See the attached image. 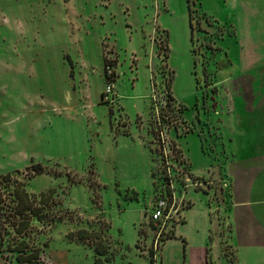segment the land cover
<instances>
[{
    "label": "rangeland",
    "instance_id": "obj_1",
    "mask_svg": "<svg viewBox=\"0 0 264 264\" xmlns=\"http://www.w3.org/2000/svg\"><path fill=\"white\" fill-rule=\"evenodd\" d=\"M232 84L253 104L264 93V0H0L2 183L54 189L24 234L37 264H93L96 242L104 264H197L196 250L231 264L225 240L210 248L219 227L201 240L206 203L220 221L227 193L218 117ZM172 199L155 240L151 212ZM78 227L91 236H66Z\"/></svg>",
    "mask_w": 264,
    "mask_h": 264
},
{
    "label": "crops",
    "instance_id": "obj_2",
    "mask_svg": "<svg viewBox=\"0 0 264 264\" xmlns=\"http://www.w3.org/2000/svg\"><path fill=\"white\" fill-rule=\"evenodd\" d=\"M230 89L223 94L218 117L220 173L227 182V194L218 208L220 221L207 209L213 204L206 203L210 227L201 242L219 227L223 238L215 239L210 248L219 254V242L225 240L233 264H264V93H258L253 104V90L247 84H232ZM184 221L183 216L180 223ZM191 258L201 264L203 250L194 251Z\"/></svg>",
    "mask_w": 264,
    "mask_h": 264
},
{
    "label": "trees",
    "instance_id": "obj_3",
    "mask_svg": "<svg viewBox=\"0 0 264 264\" xmlns=\"http://www.w3.org/2000/svg\"><path fill=\"white\" fill-rule=\"evenodd\" d=\"M104 76L107 80L111 79V76L105 72V69ZM188 166L190 168V162ZM24 168L34 173L42 170L41 164L38 162L28 164ZM9 178L10 174L8 172L0 174V244L4 243V249L14 253L16 264H37L40 249L38 246L28 242L24 238V234L30 227L32 219L38 221L46 217L44 207L53 203L51 196L54 189L53 187H48L38 193L27 192L19 183H15L11 188H7L2 182L7 181ZM9 232H11V235L3 242L1 236ZM66 236L81 241L88 239L91 236V231L78 227L67 231ZM93 251L96 254L93 257V264H104L107 258L100 255L105 252V246L100 242H96L93 244ZM228 259L231 260L229 257ZM231 264H233V259Z\"/></svg>",
    "mask_w": 264,
    "mask_h": 264
},
{
    "label": "built area",
    "instance_id": "obj_4",
    "mask_svg": "<svg viewBox=\"0 0 264 264\" xmlns=\"http://www.w3.org/2000/svg\"><path fill=\"white\" fill-rule=\"evenodd\" d=\"M105 68V72L109 75L112 76V69L110 68V66L105 63L104 65ZM109 79L107 80V84L109 85ZM107 91H109V87L107 86L106 88ZM174 197V194H173ZM174 199V198H173ZM172 199V201L168 202L170 203L169 205H167V202H162L160 201L152 210L151 212V217L152 220L158 224V230L155 232V240L156 237H158L159 233H160V229L162 228V226L167 222L169 216H170V210L167 209L168 207H172V205L174 204V200ZM178 208V206L176 208H174L173 211H176Z\"/></svg>",
    "mask_w": 264,
    "mask_h": 264
}]
</instances>
